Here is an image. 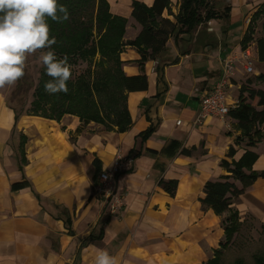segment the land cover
Masks as SVG:
<instances>
[{"label":"crops","instance_id":"1","mask_svg":"<svg viewBox=\"0 0 264 264\" xmlns=\"http://www.w3.org/2000/svg\"><path fill=\"white\" fill-rule=\"evenodd\" d=\"M152 2L106 0L109 13L126 21L123 41L135 40L141 31L130 16L132 4ZM263 3L229 0L226 24L175 32L155 60L140 62L135 48H123L122 74L144 75L147 81L146 90L125 92L130 124L123 131L69 115L55 121L22 114L16 120L0 97L7 117L0 121V264H94L98 250H107L118 264H204L224 238L221 224L230 214L264 226L262 177L231 199L222 216L199 202L207 181L228 175L222 160L237 161L249 150L257 159L244 172H264V125H256L259 141L250 148L229 115L194 124L200 99L220 75L221 60L244 49L249 19ZM180 5L181 0H169L161 18L175 24ZM246 47L253 62L264 65L256 40ZM261 74L264 69L256 68L251 75ZM244 76L239 70L228 90L239 92ZM251 87L264 90V82L253 80ZM226 99L230 109L237 106L238 97ZM230 148L234 154L228 158ZM117 153L134 161L115 177L123 206L110 216L93 187L95 171L109 168ZM160 181H176L173 196Z\"/></svg>","mask_w":264,"mask_h":264},{"label":"trees","instance_id":"2","mask_svg":"<svg viewBox=\"0 0 264 264\" xmlns=\"http://www.w3.org/2000/svg\"><path fill=\"white\" fill-rule=\"evenodd\" d=\"M58 3L67 7L69 18L63 22L48 19L49 35L56 38L52 50L59 58L67 56L70 67L76 69L84 65L85 68L81 72L73 68L71 78L67 82L68 92L54 95H46L44 83L51 77L45 72L42 73L33 92L34 101L22 114L55 121H59L64 115H76L84 124L94 122L105 127L112 125L117 127L118 131L125 130L130 124L125 92L144 91L147 87L144 75L126 77L122 74V62L119 60L122 49L126 46L135 48L140 53V62L147 59L155 60L168 38L175 32L189 34L210 21L221 19L216 12L207 10L208 4L203 0H181L175 24L161 18L163 11L169 6V0H153L150 7L133 3L130 16L139 24L141 31L135 40L123 41L126 21L109 13L106 0H58ZM227 12L228 7L225 21ZM257 13L259 14L257 11L252 17H256ZM250 20L241 41L242 48H246L252 41L253 27L250 26ZM260 26L264 34V23ZM92 28L95 29L96 40L91 39ZM256 47L258 60L263 61L264 37L256 40ZM254 80L264 82V75H258ZM251 84L252 82L247 80L241 85L237 106L229 110V117L236 121V126L244 133L245 146L250 148L259 141L256 136L258 133L256 125H264V90H256ZM256 107L259 110H256ZM22 114L15 111V119ZM233 154L234 151L230 148L227 157L231 158ZM256 159L255 153L246 150L237 161L228 163L222 160L220 167L228 175L216 181H207L203 185V197L199 199L202 209H210L216 216H222L229 211L231 199L243 194L257 178H264V172L260 174L244 172V169L250 168ZM95 173L97 179L100 171L96 170ZM233 181L239 182V189ZM159 186L171 197L177 183L160 181ZM236 217L235 214H230L222 220L224 242L219 243L218 249L212 252V258L204 264H220L223 251L238 229L236 222L231 220L235 218L238 221ZM233 264L244 262L237 259ZM254 264H264V255L257 257Z\"/></svg>","mask_w":264,"mask_h":264},{"label":"clouds","instance_id":"3","mask_svg":"<svg viewBox=\"0 0 264 264\" xmlns=\"http://www.w3.org/2000/svg\"><path fill=\"white\" fill-rule=\"evenodd\" d=\"M63 22L68 9L58 0H0V88L14 85L25 75L26 60L37 50L47 49L40 62L51 77L44 83L50 95L67 93L71 78L68 57L57 58L52 46L55 36L49 35L48 19ZM94 264H118L107 250H98Z\"/></svg>","mask_w":264,"mask_h":264},{"label":"rangeland","instance_id":"4","mask_svg":"<svg viewBox=\"0 0 264 264\" xmlns=\"http://www.w3.org/2000/svg\"><path fill=\"white\" fill-rule=\"evenodd\" d=\"M203 2L208 4L207 10L214 11L221 16V19L209 22L207 24L208 27L213 26L214 24H226L225 13L226 8L229 7V0H203ZM257 11L259 12V14L257 13L256 17L251 16V20L249 19L251 22L250 26L253 27V35L251 37L252 41L248 43L249 47L251 43H253V40L255 41L259 37H264L263 31L260 26L261 23H264V4L261 5V7L257 9ZM90 34H92L91 39L94 38V40H96L95 29L92 28ZM44 52L45 50L42 49L37 50L33 54H30L26 60L25 75L20 78L14 85L0 88V97L5 102V105L14 109L18 113L22 114L27 111L30 107L31 102L34 101L33 92L38 86V80H40L41 74L45 72L40 62V56ZM56 56L57 58H59L58 55ZM258 64L259 63H257L256 59L254 58L253 69H264V65ZM73 68L74 67L71 66L70 70H73ZM84 68L85 66L81 65L80 67L76 68L77 70L75 68L74 69L78 72H81ZM247 80L253 82L254 77L252 75L244 76V78L241 79V84H245ZM46 95H48L47 92ZM238 95L239 92L236 90H226V97H229L230 99H235L236 97H238ZM256 110H259V108L256 107ZM3 112L4 109L2 108L0 101L1 122H5L7 120V117H3ZM69 116L77 117L79 119V117L76 115ZM231 220L236 222L238 229L236 233H234L230 244L223 251L222 257L220 258V264H233L237 259L242 260L244 264H254V261L257 257L264 255V227H262L261 224L253 221V219L247 217L241 221H237L235 218ZM221 242H224V238L221 240ZM210 258H212V255L209 257V259Z\"/></svg>","mask_w":264,"mask_h":264},{"label":"built area","instance_id":"5","mask_svg":"<svg viewBox=\"0 0 264 264\" xmlns=\"http://www.w3.org/2000/svg\"><path fill=\"white\" fill-rule=\"evenodd\" d=\"M239 70H242L245 75L253 73V60L248 47L239 52L230 51L221 60L220 75L211 90L200 99L194 124H201L211 118L225 121L231 108L226 99V90ZM133 161V156H122L117 153L111 166L101 171L97 177L93 194L104 200L110 216L120 214L123 206V197L116 191L115 177L119 172L129 170Z\"/></svg>","mask_w":264,"mask_h":264}]
</instances>
